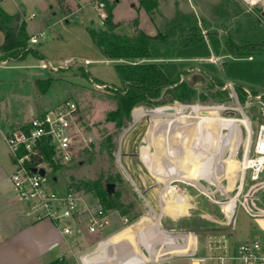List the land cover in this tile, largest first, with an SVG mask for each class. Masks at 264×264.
<instances>
[{
    "label": "rangeland",
    "instance_id": "374dc122",
    "mask_svg": "<svg viewBox=\"0 0 264 264\" xmlns=\"http://www.w3.org/2000/svg\"><path fill=\"white\" fill-rule=\"evenodd\" d=\"M66 1L63 5L65 7L61 10L58 0H22L29 31L43 33L38 42L28 43L32 50L23 58L0 66V95L6 97L10 113L21 118L30 116L27 102H30L32 108L35 101L40 102L39 113L55 107L64 100H72L79 106L78 116L84 127L83 134L90 137L91 141L86 144L81 136L76 141L75 152L69 162L60 163L52 153H47L41 166L48 171L51 186L62 191L70 188L77 190L92 209L106 210L110 224L104 232L94 234L87 233L82 227L83 231L77 232L79 236L81 235L79 238L73 235L71 237L70 252L80 247V261L88 257L96 264L102 259H106L108 264H115L117 260L114 262L113 258L119 257H115L118 251L107 250L103 242L119 235L125 229L134 227L136 234L133 231L130 233L139 247L147 251L152 249L153 254H156L160 245L159 240L148 235L145 227L151 226L156 220L160 224L163 218L166 226L179 225L177 219L172 220L170 216L168 218L161 211L162 206H159V196L167 185L177 189L167 193L171 202L175 197L182 196L189 205L190 214H202L194 219L182 220L183 227L189 226L187 229H192V233L199 237L200 251L201 243H204L203 240L210 234H226L233 242L255 236L264 237V218L258 220L246 210L264 208V186L255 191V200H248V184L244 185L240 196L234 198L237 206L234 213L235 224L206 218L207 213L220 215L221 202L226 199L232 200L238 192L243 175L238 170L246 162L243 160L247 142L249 139L254 141L259 125L264 123V117L251 116V109L258 101L247 92L243 98L238 89L236 96H231L230 89H226L228 94L223 101L211 97L202 100L198 97L195 102L188 103L145 102L135 106L126 124L118 128L115 122L107 120L108 113L117 108V102L113 93L105 87L122 86L115 67L119 61L105 58L89 32L90 28H106L103 22L106 5L113 7L114 19L121 22L117 31L125 34L134 33L135 18H138L142 29L150 34H156L165 31L176 19L187 21L188 17H194V22H197L211 48L210 55L153 60L180 64L181 69H184L180 74L181 79L184 78L193 86L200 87L195 83L197 81L193 76L203 74L206 77L204 85L213 82L215 88H221L232 82L236 88L238 84H242L255 95L249 82L230 76V64L264 59V50L257 48L252 55L234 57L225 52V42L234 40L240 43L245 29L249 23L251 24L250 19L257 24H264L260 3L249 0H148L149 8H145L143 0H107L103 6L95 0ZM66 4H69V7ZM31 15L34 17H30ZM212 34L217 35L216 39ZM216 44L219 45V50H216ZM42 79L45 82H38ZM47 79L51 80L47 83ZM162 106H171L175 109L168 111L162 109ZM228 106L231 108H227ZM204 109H209L210 112L202 113ZM155 110L186 114L192 120L199 116H219L224 119L214 128L198 123L207 144L220 142L221 127L228 129V134L222 142H231L222 153L220 159L223 160L224 167H221L218 173L214 170L217 160L203 156L202 162H205L203 165L206 166L202 171L207 169L209 172L206 176L199 173L198 180L205 191L193 183L196 179L191 178L194 167H187L179 156L174 158V162L171 154L165 151L167 148L164 145L165 130H160L161 128L158 134H162L163 151L160 156L156 155V145L149 139L150 126H157L160 122L171 119L172 114L161 116L155 114ZM143 112L151 114L140 117ZM239 119L247 120L249 129L239 122ZM168 145H173V142ZM0 146L6 150L7 145L3 141L0 142ZM207 149L204 145L201 151L205 152ZM145 153L149 154V158ZM4 158L6 163L9 162L7 155H4ZM199 162L198 167L201 165ZM170 170L171 172L176 170L177 173L180 170L181 173L172 176ZM108 182L115 183L116 197L111 201L101 202L100 191L106 190ZM127 241L121 242L124 250L130 247ZM61 247L67 250L65 244ZM181 247L182 245H177L176 249H179L178 254L183 256ZM68 264L78 263L76 259L69 257ZM145 264L155 263L152 261ZM163 264L198 263L183 257Z\"/></svg>",
    "mask_w": 264,
    "mask_h": 264
},
{
    "label": "built area",
    "instance_id": "2783aa9c",
    "mask_svg": "<svg viewBox=\"0 0 264 264\" xmlns=\"http://www.w3.org/2000/svg\"><path fill=\"white\" fill-rule=\"evenodd\" d=\"M249 1L260 3L264 17V0ZM99 4L104 5V3ZM42 33L33 34L30 36V41L32 43L38 42ZM43 66H46V64H43ZM221 88L224 90L230 89L229 94L231 96H236L238 89L232 82H228ZM243 89L258 101V104L255 105L264 115V93L252 95L249 90L244 87ZM224 108L226 107L224 106ZM227 108L231 107L228 106ZM78 110L77 103L72 100H64L55 107L34 115L25 127H19L3 134V140L15 165V170L9 176L13 189L26 201L27 206L37 219L47 218L52 220L65 235H71L75 232L81 233L83 231L82 227L90 234L104 232L110 224V218L106 210L103 208L94 210L89 205L83 204L84 200L75 189L70 188L62 191L51 186L47 170L44 175L39 171L34 172L32 170L33 167H42L43 162L34 165L32 160L36 155L44 158V154L40 153V150L46 145L53 149L56 161L67 163L74 155L76 141L79 137L82 136L86 144L91 141L90 137L83 134V126L79 120ZM239 120L249 129L247 120ZM247 143L243 160H247V162L235 197L240 196L244 185L248 184V200H255V191L264 186V123L259 125L254 141L249 139ZM234 198L221 202L220 215L207 213L206 218L212 221H222L226 224H235L234 213L237 206ZM232 201H234V206H232ZM246 210L258 220L264 218V208ZM195 215L199 217L202 214L195 213ZM159 230L162 236L158 238L160 245L158 252H156L158 257L153 260L155 264L170 263L176 258L183 257L189 258L198 264H264V237L262 236L233 242L226 234H210L203 240L204 243H201L202 251H200L199 237L195 236L192 230L183 228L181 224L159 228ZM110 241V238H108L103 242L107 250L112 247L113 243L111 242L110 245ZM185 244H187L186 247H183ZM177 245H182L180 250H183V256L178 254L180 251L176 249ZM167 247L172 249L166 250ZM116 249L118 253L115 257L122 253L120 246H117ZM150 251L153 253L152 249ZM113 260L117 259L113 258ZM85 262V264H90L86 260ZM97 264L102 263L98 260Z\"/></svg>",
    "mask_w": 264,
    "mask_h": 264
},
{
    "label": "trees",
    "instance_id": "16d2710c",
    "mask_svg": "<svg viewBox=\"0 0 264 264\" xmlns=\"http://www.w3.org/2000/svg\"><path fill=\"white\" fill-rule=\"evenodd\" d=\"M95 1L99 3L107 2V0ZM147 2L148 0H143L145 8H149ZM59 3L62 4V1L60 0ZM250 20L251 24L249 23V26L245 29L240 43L234 40L225 42V52L229 55L234 57L248 56L252 55L257 48L264 50V24L260 25L252 19ZM133 21V34L118 32L117 29L121 22L115 21L113 7L106 5L105 15L103 16L106 28L89 29L93 42L99 47L105 58L119 61L115 67L122 86L115 88L106 85L105 87L113 93L117 102V108L107 115L108 121L115 122L118 128L124 126L131 110L145 102L171 103L180 101L188 103L195 102L198 97H201L202 100L209 97L218 101L225 99L228 92L221 88H215L214 83L211 81L210 84L200 87L193 86L186 80L181 81L180 74L184 69H181L180 64L153 60L157 58L210 55L211 48L197 22H194V17H188L187 21L176 19L165 31L156 34H150L142 29L139 26L138 18ZM0 25L5 30V40L0 47L2 52L0 59H21L32 50L28 44L30 35L26 31L25 22H22L19 29H16L14 15L6 12L1 6ZM212 37L216 39L217 35L212 34ZM216 50H219L217 44ZM230 72L231 77L249 82L255 95L260 92L264 93V59L233 62L230 64ZM50 80L47 79V83ZM39 81L45 82L43 79ZM94 82L104 84V82ZM238 85V92L245 98L246 91L243 89V85ZM167 86L170 87L166 90L162 100L156 102L154 99L159 98ZM161 108L168 111L175 109L171 106H162ZM251 116L264 117L257 106L251 109ZM22 127H25V125ZM40 153L44 155L52 153L54 155V151L49 145L42 147ZM44 161V158L37 155L32 160L34 165ZM58 162L60 161L58 160ZM99 196L100 201L104 202L105 200L115 199L116 194H108L105 190L100 191ZM53 264H61V262L56 260Z\"/></svg>",
    "mask_w": 264,
    "mask_h": 264
},
{
    "label": "crops",
    "instance_id": "0c3cea01",
    "mask_svg": "<svg viewBox=\"0 0 264 264\" xmlns=\"http://www.w3.org/2000/svg\"><path fill=\"white\" fill-rule=\"evenodd\" d=\"M59 1L60 0H58V3ZM61 1L62 4L59 3V6L62 10L65 7L63 5H65L64 1L66 0ZM68 5L69 4H66L67 7H69ZM0 6L9 14L14 15V25L16 29H19L21 23L25 22L27 33L30 36H32L33 34H37L31 33L29 31V23L24 17L25 11L22 7V0H0ZM30 17H34V15H31ZM4 40L5 30L0 25V47L3 44ZM29 42H31L30 39ZM1 55L2 52L0 49V56ZM18 60L20 59H0V66H6L10 61ZM5 98L6 97L0 95V142L3 141L4 143L5 141L3 140V134L7 133L10 130H14L28 124L30 118L38 114L41 108V103L38 101L34 102L33 108L31 107L30 102H27V111L29 110L31 117H17L14 114L10 113L9 109H7V100ZM0 153V264H35L34 262H37V264H53L56 260H59L61 264H68L69 257L76 259L78 264H85V260L90 264H96L94 263V260L91 261L90 259H88V257H84L83 260L81 259L80 261V247L78 249L75 248L74 251L70 252L72 247V235L76 238H79L81 235L79 236L77 232L71 235H65L60 231V229L52 220L47 218H36L35 214L32 213L27 206L26 201H24L15 192L12 183L9 181V176L15 170V165L10 157L7 146L6 150L0 148ZM4 155H7V157L9 158V162L6 163ZM193 156V159L196 162L198 156L195 154ZM202 168H204V166ZM202 168L198 167L197 165L194 166V171L192 172L193 177H191L196 178L194 179V184L201 186L202 184L199 183L198 178L199 173H202L200 172L202 171ZM178 173L176 174L177 176L180 175L181 171L179 170ZM197 173L198 175L195 176V174ZM175 190L177 189H175L174 187H172L171 189H167L166 186V188L161 191V194L159 196V206L161 205L163 207L164 204H167V207H171L172 210L173 207H177L178 209L176 213L169 209H164L162 210V212H164L167 217L170 216L171 218H168L172 220L177 219L179 225L181 224V226L183 227L182 220L184 218L194 219L197 218V216L195 215V213L190 214L189 205L185 201L184 197L177 196L174 198L173 202L170 201L167 193ZM203 190L205 191L204 187ZM84 203L85 202H83V204ZM157 226L158 229L170 227L165 225L164 218L160 220V224H158ZM188 227L189 226L185 225L183 228L187 229ZM148 228L149 226L145 229L147 234L151 231H149ZM135 230L136 229L134 227H130L128 229H125L119 235H115L113 238H110V245L111 242L113 243L111 249L117 250V246H120L123 251L121 254H119L118 258H115L117 259L116 264H145L155 260L158 257L150 250H143L139 247V245L135 242L134 237L130 233V231H133L135 233ZM161 236L162 235L158 234L154 236L152 235V238L158 239L161 238ZM122 237H124L123 240H128L127 242L130 244V247L125 250L123 249V246L121 244L123 240H121L120 238ZM62 244H65L67 246L68 251L66 249H62ZM142 250L145 252V256ZM99 261L102 264H108L105 259Z\"/></svg>",
    "mask_w": 264,
    "mask_h": 264
},
{
    "label": "bare ground",
    "instance_id": "6f19581e",
    "mask_svg": "<svg viewBox=\"0 0 264 264\" xmlns=\"http://www.w3.org/2000/svg\"><path fill=\"white\" fill-rule=\"evenodd\" d=\"M154 113L161 115V116L162 115L163 116L164 115L169 116L170 114H172L171 119H168L166 121H162L157 126H155V125L150 126V131L148 133L149 139H150L151 143H154L156 145V155L160 156L162 151H163L162 150V141H161L162 134L159 135L160 133L158 134V132L160 130H165L164 136L166 137V139H165L164 145H165V147H167L165 151H167L169 154H171L173 160L176 156H179L182 159V161H184V163L186 164L187 167H189V166L194 167L197 165L196 162L200 161L199 164H201L200 167L202 168L203 166H206V165H203V164H205V162H202L204 159L203 156H205L206 158L210 156V158L217 160L216 165L214 167V170H216L215 172L218 173L220 168L224 167L222 164L223 160H221L220 158L222 156V153L225 152L224 149L227 146H229L231 144V142H222V143L216 142V143H213L211 145L207 144L206 138L204 137V135L201 131V128L198 125V123H203V124H207L210 128H214L215 125L224 121V119L222 117H219V116H215V117L214 116H203V117H201V116H199L196 119L192 120L191 117L186 115V114H177V113L173 114V113L162 112V111H157V110H155ZM145 114H151V113L143 112L140 117L144 116ZM182 121H185V122H182ZM159 128H161V129L159 130ZM178 129L181 131H179ZM170 142H173V145H171V146L168 145V143H170ZM204 145H206L208 148L207 151H205V152L201 151V149H203ZM195 148H197V150ZM233 151H234V149H233ZM194 154L198 156L196 162L193 159ZM145 156L148 157L149 154L145 153ZM174 162H175V160H174ZM246 162L243 163V167L238 170L241 173H242L243 169L245 168ZM195 169H197V168H195ZM158 172H160V171H158ZM200 172H202L201 174L206 175V174H208L209 171L207 170V171H200ZM176 173H177L176 170L174 172H171V170H170V174L172 176H174V175L176 176ZM231 173L233 174V171H231ZM172 176H171V178H172ZM198 186H200L203 189V186H201V185H198ZM171 188H172V186L167 185V189H171ZM235 195L232 198H234ZM233 203H234V201H232V206H234ZM164 209L172 210L171 207H169V208L167 207V204H164V206L161 208V211ZM177 209H178L177 207H173L172 211L174 213H176ZM157 225H158V223L156 220V222L154 224L149 226L148 229H149V231L150 230L151 231L148 232L149 233L148 235H151V237H152V235L154 236L157 234L162 235L160 230L157 228L158 227Z\"/></svg>",
    "mask_w": 264,
    "mask_h": 264
},
{
    "label": "water",
    "instance_id": "95a60500",
    "mask_svg": "<svg viewBox=\"0 0 264 264\" xmlns=\"http://www.w3.org/2000/svg\"><path fill=\"white\" fill-rule=\"evenodd\" d=\"M193 78L197 81V82H195V83H197V85H200V86L204 85L205 82H206V77H205L203 74H195V75L193 76ZM189 79H190V78H189ZM182 80H184V78H182L181 81H182ZM193 84H194V82H193ZM126 85H127V84H126ZM170 86H171V85H170ZM170 86H167V87L164 89L162 95H161L159 98H155L154 100H155L156 102L161 101L162 98H163V96H164V94H165V92H166V90H167ZM35 88H36L37 92H39V90H38V88H37L36 85H35ZM209 112H210L209 109H204V110H202V113H209ZM227 134H228V129L225 128V127H221V129H220V136H219L220 143L222 142V140L224 139V137H225ZM32 170H33L34 172L39 171V173H41L42 175H44L45 172H46V169H45L44 167H41V168L33 167ZM106 190H107L108 194H112V193H114V191H115V183H114V182H108V183L106 184Z\"/></svg>",
    "mask_w": 264,
    "mask_h": 264
}]
</instances>
